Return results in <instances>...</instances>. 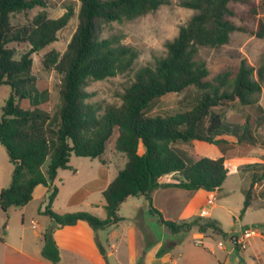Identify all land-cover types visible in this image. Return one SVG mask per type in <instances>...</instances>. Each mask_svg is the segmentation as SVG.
<instances>
[{
	"label": "trees",
	"instance_id": "trees-1",
	"mask_svg": "<svg viewBox=\"0 0 264 264\" xmlns=\"http://www.w3.org/2000/svg\"><path fill=\"white\" fill-rule=\"evenodd\" d=\"M77 25L65 50H50L42 64L60 75L57 108L50 113L43 105L47 91L38 85L32 73V54L57 39L73 15V7L56 18L39 12L24 25H14L11 16L27 9L45 7V0H0V85L9 88L1 106L0 143L13 164L10 183L0 190V208L7 213L32 199L34 188L50 187L42 211L54 223V228L87 222L93 230L105 228L121 219L120 205L132 196H143L170 232L185 233L192 228L214 233H226L215 219L173 221L164 219L152 205V191L160 186L187 190L220 189L234 166L225 156L215 158L189 154L179 147L194 140L220 144L217 136L225 131L236 142L258 143L253 126L264 127V109L258 97L264 90V53L255 68L245 58L233 74L222 73L208 78V68L197 59L199 47L212 48L228 44L233 31L247 32L227 15H233L230 3H250L252 0H182L180 4L196 12L180 27L178 34L165 43V54L152 64L140 66L120 95L119 104L105 106L90 101L87 87L91 82L130 70L137 50L115 36L102 37L105 25L113 21L132 20L158 9L166 0H79ZM259 4L263 7L264 0ZM264 37L259 23L256 33ZM11 42H24L28 50L15 57ZM194 86L197 91L189 106L172 113L151 115L152 103L167 93H180ZM237 100L241 105L256 106L255 114H247L241 123L229 128L215 107ZM114 149L126 156L116 176L102 191L106 217L87 212L57 213L52 202L57 187L52 183L59 169H72V155L101 158L113 133ZM140 143L143 152L138 151ZM264 145V139L261 140ZM49 160L46 169L43 164ZM103 161V160H102ZM176 174L173 182L160 183L159 178ZM264 181V170L253 171L249 187L244 190L241 214L251 206L257 188ZM52 228L43 234L42 256L56 264L60 252L52 236ZM165 251L161 248L158 254Z\"/></svg>",
	"mask_w": 264,
	"mask_h": 264
},
{
	"label": "rangeland",
	"instance_id": "rangeland-1",
	"mask_svg": "<svg viewBox=\"0 0 264 264\" xmlns=\"http://www.w3.org/2000/svg\"><path fill=\"white\" fill-rule=\"evenodd\" d=\"M181 1L182 0H166L158 9L135 19L113 21L104 26L101 33L102 37L115 36L119 38L122 43L135 48L138 55L130 70L124 73H118L115 76L103 80L91 82L87 87L88 91L92 94L90 98L91 102L99 103L102 106L107 104H119L121 101L120 95L133 78L137 69L142 65L154 63L165 54L166 41L175 37L180 27L185 25L196 12V10L192 8L182 6L180 4ZM252 1L257 5L255 9L250 3H230L229 5L234 13L233 15H227L228 18L236 24L245 25L248 29L247 32L233 31L229 43L221 47H199L197 59L206 64L209 71L208 78L213 79L218 74L222 73L233 74L240 60L243 58L255 68L261 63L264 53V37H258L253 33L258 31L259 23L264 26V6L262 7L259 4L260 0ZM45 2V7H36L12 14L11 22L17 26L27 24L39 12H44L48 17L56 18L63 14L67 7H73L74 13L67 25L57 32V39L48 47L32 54V73L37 77L38 85L44 87L47 91V99L43 107L52 113L57 108L60 75L54 69L45 68L42 64V59L44 54L50 50H55L60 54L65 50L77 25V12L80 1L45 0ZM8 46L15 48L16 58L29 48V45L24 42H11ZM196 91V87L191 86L180 93H167L152 103L148 113L151 115L157 113L164 114L184 109L189 106ZM8 94L9 88L0 85V117L2 114L1 106ZM258 103L264 109V90H262L258 97ZM214 109L223 115L224 123L229 128L241 123L247 114H255L256 112L255 105H241L237 100L227 102L225 105L215 107ZM253 131L258 141L254 147H252L253 144L249 141L239 144L236 142L233 135L226 131L217 136L226 141L220 144L194 140L191 143L179 145V147L186 150L189 154L192 153L208 157L225 156L234 166V172L226 177L222 187L212 192L214 203L207 209L208 212H210V218H205V220L216 219L220 222L221 227L226 231L225 235L214 233L211 229L206 232L209 233L214 240L221 241L228 249L233 247L231 241L234 234L236 236L239 234L240 237L244 228L257 229L260 232L264 230V208L253 207L249 209L246 214H241V208L245 197L243 189L249 187L253 171L261 172L264 170V145L261 144V140L264 139V127L259 126L255 128L253 126ZM116 136L117 133L114 132L107 143L102 159L72 155L70 157L72 169L58 170L57 176L52 183V187H57V199L55 198V202H53L51 206L55 212H90L84 209L68 211L64 205L65 198L69 190L81 186L87 181H91L93 177L102 175L104 178H107L116 174L118 170L123 167L126 156L124 153L114 149V140ZM139 152H142V148H139ZM48 162V159L44 162V169H46ZM12 169L13 164L9 161L6 150L0 143V185L2 184L5 187L10 183ZM70 170H73V172L77 171V173L71 174L72 172ZM177 177L176 174H173L172 178L165 177V180L169 181L177 179ZM61 178H63V181ZM260 189H264V184ZM179 191L181 190L176 189L167 193H179ZM179 197L177 202L174 203V208H170V202H168V208L164 207L165 214H171L174 220H182L180 219L182 197ZM92 198L103 199L102 195L98 193H95ZM256 198L257 197L253 199V203L257 201ZM42 204L44 203L39 201L31 202L27 206V211L33 213V217L37 222L42 221L41 227L38 230L43 234L46 230V223L42 213L38 211L40 206H42L44 210L46 204ZM78 206L86 207V205L83 204ZM125 209L126 208L123 209V212H125ZM100 214H102L99 215L101 217L105 216V213ZM7 215L9 216L8 220ZM21 215L22 212L19 207H11L7 213L0 208V218H3L4 221L7 220V222L11 221V226H19ZM145 217L149 220L151 218H158L155 212L146 213ZM29 220H27V223ZM255 220L259 221V223L252 225L251 222ZM167 233L171 237L172 233L167 228L166 230H158L157 236L161 239L167 236ZM186 234L185 232L183 235L185 236ZM40 238H42V235H40ZM250 241H257L256 244L260 247V240H258L256 236H251L246 239V249L240 248L234 251L235 257L240 255L246 259L248 264H258L253 258L251 246L249 245ZM233 261L235 264H238L236 259Z\"/></svg>",
	"mask_w": 264,
	"mask_h": 264
},
{
	"label": "crops",
	"instance_id": "crops-1",
	"mask_svg": "<svg viewBox=\"0 0 264 264\" xmlns=\"http://www.w3.org/2000/svg\"><path fill=\"white\" fill-rule=\"evenodd\" d=\"M139 148H142L143 152L141 143L138 151ZM70 171L71 174L77 173V171ZM116 174L107 178L97 175L91 181L69 190L64 201L66 209L68 211L84 209L90 211L91 214H96L100 219L105 218L104 199L100 200L99 198H92V196L95 193L102 195V191ZM172 176L173 174L161 176L159 182H173L175 179L165 180V177L172 178ZM61 180L63 181V178ZM263 184L264 181L257 188V201L252 202L243 214H246L253 207L264 208V189H260ZM3 187L4 185L1 184L0 190ZM50 189V187L42 184L34 188L32 199L27 204L19 207L22 212L19 226H11V221L7 222L8 215L6 221L0 218V264H54L43 257L41 253L44 233L42 234L38 229L41 227L42 221L37 222L33 217V213L27 211V206L31 202L39 201L44 203L42 205H45ZM176 189L181 191L179 193H167ZM245 189L247 188L243 189V193ZM214 191L204 189L187 190L160 185L152 191L151 202L153 207L160 211L164 219L181 221L174 220L171 214L166 215L164 212V207H169L168 202L171 204L170 208H174V203L177 202L180 196L182 197L180 219L189 220L200 216L202 220H205V218H210V212L207 209L214 203V200L209 204L208 198H213L212 192ZM82 204L86 205L87 208L78 206ZM124 208H126L125 212H123ZM42 210L43 208L40 206L38 211L42 213L46 223L45 229H53L52 236L60 252V259L56 264H235L234 259L238 261V264H248L242 256L237 255L235 257L234 251L247 248V243L244 247L236 243L239 234L237 236L234 234L231 249H228L224 244L221 247L218 246L220 241L214 240L206 232L207 230L201 231L197 228H192L186 232L185 236L184 233L174 234L171 232V237L167 233L164 238H158V230H166V227L160 224L157 217L150 220L145 217L146 213L154 211L150 209L149 202L143 196L129 197L119 207L118 213L121 219L96 231L85 221L54 228L53 221ZM203 210H207L205 216H201ZM100 213H105V216H99L102 215ZM27 220L30 221V224L29 221L27 223ZM216 221L221 227L220 222ZM251 223L255 225L259 221L255 220ZM221 229L226 233L222 227ZM261 233L262 235H256L260 240V247L256 244L257 241L249 242L253 258L258 264H264V230ZM40 235H42V238H40ZM196 240H199L200 243H196ZM161 248H165V251L158 254Z\"/></svg>",
	"mask_w": 264,
	"mask_h": 264
},
{
	"label": "built area",
	"instance_id": "built-area-1",
	"mask_svg": "<svg viewBox=\"0 0 264 264\" xmlns=\"http://www.w3.org/2000/svg\"><path fill=\"white\" fill-rule=\"evenodd\" d=\"M213 200H214L213 198H208V203L211 204ZM206 214H207V210H203L201 212V216H205ZM256 235H262V233L257 229L244 228L241 236L236 239V243H238L241 247H244L246 244V239ZM196 243H200V241L196 240ZM218 246L220 247L223 246V243L221 241L218 242Z\"/></svg>",
	"mask_w": 264,
	"mask_h": 264
}]
</instances>
